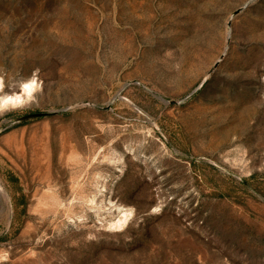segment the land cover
Here are the masks:
<instances>
[{"label":"rangeland","instance_id":"rangeland-1","mask_svg":"<svg viewBox=\"0 0 264 264\" xmlns=\"http://www.w3.org/2000/svg\"><path fill=\"white\" fill-rule=\"evenodd\" d=\"M0 264H264V0H0Z\"/></svg>","mask_w":264,"mask_h":264},{"label":"bare ground","instance_id":"bare-ground-1","mask_svg":"<svg viewBox=\"0 0 264 264\" xmlns=\"http://www.w3.org/2000/svg\"><path fill=\"white\" fill-rule=\"evenodd\" d=\"M21 90L23 92L21 95L20 94L19 95H15V96L12 95L11 97H7L6 96L4 99L1 100V104L2 105L4 104V106H10V107H12V106H16L17 107V105L21 106V104H25V103H23L24 101H26L24 99L25 98L27 99V97H25V96H28V97L31 96V94H32V92L34 90L33 84L32 83L24 84V86H23V88ZM16 107H14V108H16Z\"/></svg>","mask_w":264,"mask_h":264},{"label":"water","instance_id":"water-1","mask_svg":"<svg viewBox=\"0 0 264 264\" xmlns=\"http://www.w3.org/2000/svg\"><path fill=\"white\" fill-rule=\"evenodd\" d=\"M46 115L44 114H36V115H33V117H37V118H40V117H45Z\"/></svg>","mask_w":264,"mask_h":264}]
</instances>
